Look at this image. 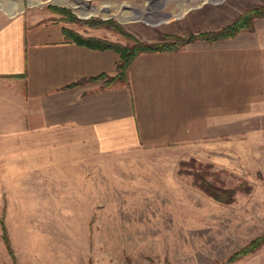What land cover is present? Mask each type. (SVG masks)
Wrapping results in <instances>:
<instances>
[{
	"label": "rangeland",
	"instance_id": "374dc122",
	"mask_svg": "<svg viewBox=\"0 0 264 264\" xmlns=\"http://www.w3.org/2000/svg\"><path fill=\"white\" fill-rule=\"evenodd\" d=\"M261 5L264 0H0V14L38 12L84 37L131 47L134 38L156 44L216 32ZM220 132L90 158L75 147L62 151L60 137L43 138L42 150L35 138L21 152L0 144V264L32 256L52 264H223L264 232V120L245 123L237 116L221 122ZM79 159L108 162L107 178L92 186L102 192L93 191L92 200L65 199L71 194L58 193L52 168L44 169L46 182L36 184L37 162L51 167ZM19 161L27 168L6 167ZM196 173L233 189V202L205 193ZM232 264H264V246Z\"/></svg>",
	"mask_w": 264,
	"mask_h": 264
},
{
	"label": "crops",
	"instance_id": "0c3cea01",
	"mask_svg": "<svg viewBox=\"0 0 264 264\" xmlns=\"http://www.w3.org/2000/svg\"><path fill=\"white\" fill-rule=\"evenodd\" d=\"M47 19L33 11L0 14V144L14 152L29 138L42 150L43 138L60 137L62 151L75 147L90 158L93 152L219 137L221 122L237 116L245 123L264 120V17L233 38L142 52L127 82L108 81L117 74L118 52L77 44L65 35V24ZM7 163L27 168L23 161ZM51 165L36 163V184H44V169L52 168L58 193L71 194L65 199L74 202L100 194V186H92L107 178L109 168L101 159ZM16 179L21 184L22 177ZM36 257L22 264H52Z\"/></svg>",
	"mask_w": 264,
	"mask_h": 264
},
{
	"label": "trees",
	"instance_id": "16d2710c",
	"mask_svg": "<svg viewBox=\"0 0 264 264\" xmlns=\"http://www.w3.org/2000/svg\"><path fill=\"white\" fill-rule=\"evenodd\" d=\"M264 16V5L248 10L244 15L237 18L232 24L225 27L222 30L216 32H203L200 34H189L188 36H176L175 40L172 42L165 43H156V44H146L143 41H140L133 36L135 39V45L133 46H125L118 43H113L104 39L96 38V37H84L77 32H73L67 28H64L63 31L65 35L72 39L74 42L80 45H84L93 49H113L119 53L120 59L117 66V74L114 77L108 78L109 82H127V74L129 67L132 61L135 59L137 55L142 52L149 51H164V50H173L179 49L189 43H192L198 39H203L209 42L223 40L227 38H233L238 33H240L244 29L251 30L254 27V20ZM109 22H92V25H102L109 24ZM123 34V30H120ZM195 183L196 185L202 189L209 196L214 198L216 201L223 203H231L234 200V190L233 189H225L215 186L210 181L206 180L202 175L196 173L195 174ZM3 225V224H2ZM3 239L7 245V248L10 250V239L7 233L6 227L3 225ZM264 246V232L251 240L248 244H246L240 250L234 252L223 264H232L236 260L240 259L243 256H246L252 252L257 251L261 247Z\"/></svg>",
	"mask_w": 264,
	"mask_h": 264
},
{
	"label": "bare ground",
	"instance_id": "6f19581e",
	"mask_svg": "<svg viewBox=\"0 0 264 264\" xmlns=\"http://www.w3.org/2000/svg\"><path fill=\"white\" fill-rule=\"evenodd\" d=\"M80 6V5H79Z\"/></svg>",
	"mask_w": 264,
	"mask_h": 264
}]
</instances>
